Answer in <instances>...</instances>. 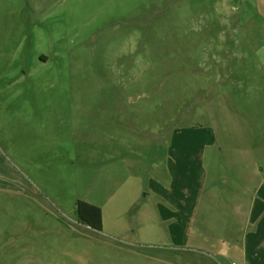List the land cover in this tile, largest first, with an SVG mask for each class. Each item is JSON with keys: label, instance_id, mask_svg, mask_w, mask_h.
I'll return each mask as SVG.
<instances>
[{"label": "rangeland", "instance_id": "374dc122", "mask_svg": "<svg viewBox=\"0 0 264 264\" xmlns=\"http://www.w3.org/2000/svg\"><path fill=\"white\" fill-rule=\"evenodd\" d=\"M191 139L264 170V0H0V264H230L130 223Z\"/></svg>", "mask_w": 264, "mask_h": 264}, {"label": "crops", "instance_id": "0c3cea01", "mask_svg": "<svg viewBox=\"0 0 264 264\" xmlns=\"http://www.w3.org/2000/svg\"><path fill=\"white\" fill-rule=\"evenodd\" d=\"M193 141L190 140L184 163L170 167V184L152 185L150 181L144 185L142 201L152 199V207L144 204L130 223L143 226L149 233L155 232L156 227L163 230L170 245L161 246L167 251L190 248L189 251L202 250L210 257L221 256L230 264H264V170L256 162L247 167L244 160L235 158L229 163L238 167L235 172H216L214 156L203 158L195 153ZM152 173L154 177L156 172ZM116 217L113 224L117 225ZM84 226L112 241L113 247L122 252L142 254L129 248L132 245L126 232L130 229L102 234L103 227L94 230ZM184 244L188 247H182ZM149 257L157 259L154 255Z\"/></svg>", "mask_w": 264, "mask_h": 264}, {"label": "trees", "instance_id": "16d2710c", "mask_svg": "<svg viewBox=\"0 0 264 264\" xmlns=\"http://www.w3.org/2000/svg\"><path fill=\"white\" fill-rule=\"evenodd\" d=\"M75 211L77 219L81 224L87 225L94 230H101L102 213L97 205L78 200Z\"/></svg>", "mask_w": 264, "mask_h": 264}]
</instances>
